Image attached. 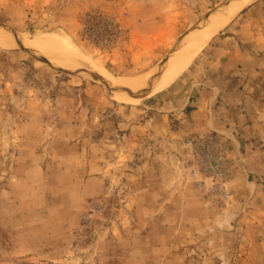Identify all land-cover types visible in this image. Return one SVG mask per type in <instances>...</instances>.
Wrapping results in <instances>:
<instances>
[{
    "label": "rangeland",
    "instance_id": "374dc122",
    "mask_svg": "<svg viewBox=\"0 0 264 264\" xmlns=\"http://www.w3.org/2000/svg\"><path fill=\"white\" fill-rule=\"evenodd\" d=\"M241 7L0 0L11 40L0 46V264H264V49L226 99L234 142L190 133L192 109L179 111L193 85L234 78L213 62L197 69L202 55L239 27L264 34V0ZM228 9L185 73L150 95L173 51ZM54 31L97 68L58 66L15 40ZM142 76L136 88L112 82ZM208 141L218 161L204 158Z\"/></svg>",
    "mask_w": 264,
    "mask_h": 264
},
{
    "label": "crops",
    "instance_id": "0c3cea01",
    "mask_svg": "<svg viewBox=\"0 0 264 264\" xmlns=\"http://www.w3.org/2000/svg\"><path fill=\"white\" fill-rule=\"evenodd\" d=\"M121 1L122 0H115V3L119 4ZM253 21L254 20L251 21L252 25L254 24ZM259 25L263 26L262 22H260ZM242 29V27L236 29V33L239 32L240 37L229 36L219 42L220 44H216V49L213 48L211 52H206L202 55L197 69L208 65V62H213L212 65H216L215 67H217L221 73L224 75H229L231 73L234 78L230 79V82L227 80L224 83L223 81V84L219 82L209 83L208 81H203L200 82L197 88L193 85L192 89H190L191 91L186 92L187 96L184 100L183 107L179 109V111H183L185 108L192 109L190 133L203 136L216 133L224 139L234 142L232 131L233 124L231 116H228L230 113L226 111L228 105L226 99L231 90L236 92V90L239 89L235 81H238L236 76L240 75V70H242V72L246 71L247 73L256 71L257 68H250L252 64H259V59L256 56L257 53L253 51L255 50L253 48L260 50L264 49L263 33L258 31V29L249 28V26L246 27L247 30L242 31ZM242 37L248 38L244 39ZM140 40L146 41L145 37H142ZM225 44L227 46H225ZM247 44L249 45L248 47L246 46ZM212 54L213 56L216 55L215 61ZM209 58H213V60L208 61ZM240 66L243 67V69H239ZM227 82L230 84H227ZM171 105L172 104L169 103V106ZM215 105L218 106L214 109Z\"/></svg>",
    "mask_w": 264,
    "mask_h": 264
},
{
    "label": "bare ground",
    "instance_id": "6f19581e",
    "mask_svg": "<svg viewBox=\"0 0 264 264\" xmlns=\"http://www.w3.org/2000/svg\"><path fill=\"white\" fill-rule=\"evenodd\" d=\"M248 3L249 0H234V4H237V6L243 5L241 9H243L244 5H247ZM233 13L234 12L229 9L222 11L221 13L215 15L213 19L211 18V22L208 26L204 27L205 29L203 28V30H200L197 33L187 37L184 42L180 45V47L177 50L173 51L174 53L171 56L169 63L158 74V80L157 82L155 81L157 86L151 92L150 95L162 92L172 86L178 80V78L182 74H184L185 71L191 66V64L195 60L196 56L200 53L202 48L212 39V37L218 32V30L222 29V27L228 23ZM8 37L9 36L4 34V32H0L1 47L8 48L10 46L9 41L11 40H8ZM15 40L24 47L30 45L40 50L44 55H46L53 63L57 64L58 66H82V63L85 62L84 64L88 63L93 66V68H97L94 63H92L91 60L81 52V50L75 47L67 39V37L62 31H54L53 33L39 39H28L23 35H18ZM145 81L146 76L138 77L132 80H122L116 78L112 80V82L116 86L121 85L130 88H136L138 86H141V84H143Z\"/></svg>",
    "mask_w": 264,
    "mask_h": 264
},
{
    "label": "built area",
    "instance_id": "2783aa9c",
    "mask_svg": "<svg viewBox=\"0 0 264 264\" xmlns=\"http://www.w3.org/2000/svg\"><path fill=\"white\" fill-rule=\"evenodd\" d=\"M89 19H90V22H91L92 24H95V22H107V23L109 24V27H111V26L113 25V22H111V21H109V20H104V19L101 18V17H99V18H95V17H93V16H89ZM210 150H211V145L209 144V141H208V142L206 143L205 150H204V152H203V156H204V158H205V159H209V157H210L211 159H213V160H215V161H218L219 158H212V157L209 155ZM217 170H218L217 173L220 175V177L223 176V175H225V172L222 171V170L220 169V167L217 168Z\"/></svg>",
    "mask_w": 264,
    "mask_h": 264
},
{
    "label": "water",
    "instance_id": "95a60500",
    "mask_svg": "<svg viewBox=\"0 0 264 264\" xmlns=\"http://www.w3.org/2000/svg\"><path fill=\"white\" fill-rule=\"evenodd\" d=\"M258 0H251L247 5H245V7L243 8V10H245L246 8H248L249 6H251V5H253L255 2H257ZM172 56V55H171ZM169 59V58H168ZM168 59H167V62H168ZM163 67H164V65H162ZM162 67V68H163ZM161 68V69H162ZM161 69L159 70V72L158 73H156V75H155V78H154V80L157 78V76H158V74L160 73V71H161Z\"/></svg>",
    "mask_w": 264,
    "mask_h": 264
}]
</instances>
